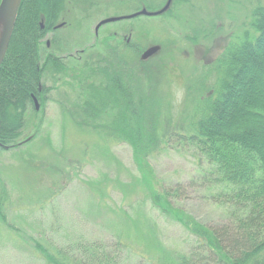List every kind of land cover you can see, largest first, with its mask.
Returning a JSON list of instances; mask_svg holds the SVG:
<instances>
[{
  "label": "rangeland",
  "instance_id": "rangeland-1",
  "mask_svg": "<svg viewBox=\"0 0 264 264\" xmlns=\"http://www.w3.org/2000/svg\"><path fill=\"white\" fill-rule=\"evenodd\" d=\"M164 2L93 0L82 13L66 8L62 18L66 27L57 31L61 39L53 49L70 67L76 64L77 51L93 42L98 51V43L109 36L135 45L138 54L128 51L135 64L143 50L160 46L155 55L142 60L147 71L144 89L146 95L158 96L154 100L159 118L154 120L160 123L154 125L152 140L140 146L135 142V149L116 140L111 128L107 133L80 125L69 77L44 75L45 100L36 98L38 108L29 107L19 137L29 141L0 150V210L5 216V222L0 220V264H45L37 243L52 250L84 239L113 246L117 238L127 246L117 252L121 264H178L198 241L153 204L135 156L140 147L146 151V172L166 187L185 185L177 202L180 210L207 224L226 219L227 208L208 197L202 180L207 166H201L198 152L166 142L163 135L171 130L186 134L190 129L187 123L199 116L192 93L216 82V58L233 37H241L253 8L264 5V0H188L164 16L103 24L95 35V26L103 19L131 14L143 4L153 11ZM207 29L213 33L203 38ZM136 106V121L143 122L140 102Z\"/></svg>",
  "mask_w": 264,
  "mask_h": 264
},
{
  "label": "trees",
  "instance_id": "trees-1",
  "mask_svg": "<svg viewBox=\"0 0 264 264\" xmlns=\"http://www.w3.org/2000/svg\"><path fill=\"white\" fill-rule=\"evenodd\" d=\"M92 1L21 0L0 65V150L29 141V137L21 141L19 137L26 112L29 107L35 109L33 97L42 103L45 100L48 89L42 79L46 74L69 77L68 88L80 125L105 132L111 128L117 134L116 140L123 139L135 149V142L140 146L144 140H152L150 134L158 122L154 119L159 118L154 100L158 96L146 95V62L138 58L135 64L128 59V51L132 56L138 54L135 45L106 37L98 43V51L95 42L77 51L79 56L71 67L55 54L53 47L61 39L57 31L66 27L62 20L66 8L72 6L82 13ZM187 1L172 0L159 16ZM141 8L149 10L143 4L135 11ZM59 24L62 26L55 28ZM247 27L216 58V82L196 94L190 88L199 116L187 123V133L171 130L163 135L166 142L181 143L198 152L201 166H207L202 180L209 190L208 197L227 208L226 219L207 224L181 211L177 202L185 193V185L166 187L154 174L146 172L145 149L140 147L135 152L153 204L176 218L198 241L195 248L179 258L178 264H264V5L253 8ZM49 33L51 47L44 42ZM211 33L212 29L205 30L203 38ZM43 46L49 49L43 51ZM139 102L145 120L137 123V112H133ZM0 220L5 222L1 210ZM36 247L45 264H121L117 252L127 246L117 238L113 246L84 239L52 250L38 243Z\"/></svg>",
  "mask_w": 264,
  "mask_h": 264
},
{
  "label": "water",
  "instance_id": "water-1",
  "mask_svg": "<svg viewBox=\"0 0 264 264\" xmlns=\"http://www.w3.org/2000/svg\"><path fill=\"white\" fill-rule=\"evenodd\" d=\"M21 0H0V65L4 59L6 54L9 41L12 35V31L16 22L18 9L20 6ZM172 0H166L165 4L158 10L149 11L146 8H141L131 14L111 17L107 19H103L99 21L95 26V35H97V31L99 27L103 24L119 21L122 19H130L137 16H157L161 15L170 7ZM62 24L57 25L55 28H60ZM160 49L159 45H152L142 51L140 58L141 60L148 59L152 55H155ZM33 102L35 105V109L38 108V104L36 102V98L33 97Z\"/></svg>",
  "mask_w": 264,
  "mask_h": 264
},
{
  "label": "flooded vegetation",
  "instance_id": "flooded-vegetation-1",
  "mask_svg": "<svg viewBox=\"0 0 264 264\" xmlns=\"http://www.w3.org/2000/svg\"><path fill=\"white\" fill-rule=\"evenodd\" d=\"M69 7H72V6H69ZM66 11H68V9H66ZM115 35V34H114ZM127 43H128V40H127ZM46 45L49 46V42L46 41ZM141 55V54H140Z\"/></svg>",
  "mask_w": 264,
  "mask_h": 264
},
{
  "label": "clouds",
  "instance_id": "clouds-1",
  "mask_svg": "<svg viewBox=\"0 0 264 264\" xmlns=\"http://www.w3.org/2000/svg\"><path fill=\"white\" fill-rule=\"evenodd\" d=\"M179 95V94H178Z\"/></svg>",
  "mask_w": 264,
  "mask_h": 264
}]
</instances>
